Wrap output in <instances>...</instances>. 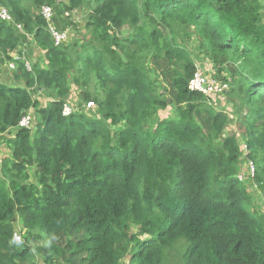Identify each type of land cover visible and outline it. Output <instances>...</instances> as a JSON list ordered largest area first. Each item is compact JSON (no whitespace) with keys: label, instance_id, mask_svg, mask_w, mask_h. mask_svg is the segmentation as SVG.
Listing matches in <instances>:
<instances>
[{"label":"trees","instance_id":"1","mask_svg":"<svg viewBox=\"0 0 264 264\" xmlns=\"http://www.w3.org/2000/svg\"><path fill=\"white\" fill-rule=\"evenodd\" d=\"M44 5L53 0H0L24 28L0 20V70L14 66L0 81V136L12 135L1 162L0 264H35L37 254L47 264H162L181 238L185 264H264V214L239 175L242 143L222 139L228 112L189 90L196 66L176 38L191 29L219 67L264 198L263 0H70L60 17L89 10L79 49L55 45ZM28 36L44 68L11 55ZM70 80L99 117L80 105L63 116ZM171 107L176 117H161ZM29 112L34 129L17 128Z\"/></svg>","mask_w":264,"mask_h":264},{"label":"rangeland","instance_id":"2","mask_svg":"<svg viewBox=\"0 0 264 264\" xmlns=\"http://www.w3.org/2000/svg\"><path fill=\"white\" fill-rule=\"evenodd\" d=\"M67 2L70 3V0H53V5L51 6L54 8L56 13V16L54 18V23L57 26V28L70 31V38L66 43H64V45L79 49L80 46L84 45L87 42V40L90 38L89 37L90 33L85 28V22L87 20L89 10L87 9V7L74 8L70 10L71 17L68 16H66L68 18L60 17L58 15V10H60L61 4ZM57 20H59V22H57ZM182 37H184L185 47H187V49L189 50L193 62L195 64H198V66L208 68L211 71L212 77H215L217 80H221L223 82V80L225 79H222V74L220 73L219 67L214 66L211 60H207L203 56L204 52L200 50L201 48L199 47L196 37L193 35L191 29H186L185 31L184 29H180L176 36L177 40H179L180 43H183ZM32 39H33L32 37L26 39L24 44L18 48V52L25 53V58L30 63L31 66L36 65L44 68L45 67L44 57L41 55L42 53L40 54V52L37 51L34 42H32ZM173 68L177 69V67L176 68L173 67ZM7 69L10 72V67L5 65L3 71ZM223 76L226 77L227 79L230 78V75L226 71L223 73ZM153 80L155 84L158 86V90L160 92H164V85L161 82V80L160 79L157 80L153 79ZM70 85H71L72 100L75 102V104L73 103V105L75 106L80 105L79 111H82L89 116L99 117L100 111L97 104H95L94 107L89 108L87 106L88 102L84 101L80 96L81 95L80 88H76L75 86H73L71 80H70ZM91 94H95V91L93 89L91 90ZM41 100L43 103H46L47 99L45 97H41ZM215 107L218 109H224L229 114L230 122L228 123L227 128L224 134L222 135V139H225L226 137L232 135H235L240 139L242 143V152L239 161L240 164L239 175L243 179L247 187H249L252 193L253 206L260 213L264 214V198L262 196V191L261 188L256 185L254 180V175L252 176L251 174L252 168L250 165L252 164V162L247 157L248 148L246 147V140L244 138L245 127H242L240 123V119L242 115L238 110V108L235 107L234 101L228 98L226 95L224 97H220L217 99V102L215 103ZM175 110L176 109L174 107H171L167 111L162 112L160 115L163 118H167V117L175 118L177 115ZM35 124L36 123L34 121L30 129H34ZM122 127H124V123H121L118 126L119 129ZM10 138H12L11 134L7 135V138L0 136V175H2L1 172L2 160L9 156H12L11 147L7 142V139ZM30 173L33 174V169H30ZM16 227L22 230V233L24 232L22 225L18 221L16 222ZM136 231L137 229L135 228V232ZM145 238L147 237H144V239ZM189 246H190L189 242L186 239L181 238L173 245L172 248L167 249L165 251V260L162 264H185V258L188 253ZM34 261L35 264H47L44 262L43 257L40 256L39 254H37L34 257Z\"/></svg>","mask_w":264,"mask_h":264},{"label":"built area","instance_id":"3","mask_svg":"<svg viewBox=\"0 0 264 264\" xmlns=\"http://www.w3.org/2000/svg\"><path fill=\"white\" fill-rule=\"evenodd\" d=\"M41 15L46 20L47 23L46 30L52 36V39L56 46H60L69 40L70 38L69 31L60 30L55 25L54 23L55 12L52 6L49 5L43 6L41 8ZM66 16L71 17V11H67L65 13V17ZM0 20L6 23L15 24L12 17L5 8L0 9ZM15 26L18 30L22 31L23 29L22 25L15 24ZM26 65L30 69V65L28 62L26 63ZM189 90L202 94L206 98L209 105L215 106L217 99L225 96L228 90V84L224 81L222 82L221 80H217L215 77H212L211 71L208 68H204L196 64V71L194 73L193 78L189 82ZM73 103L75 104V102L72 99H70L64 105L63 116L65 117L70 116L72 112L75 110V108H77L78 105L75 106L73 105ZM87 106L89 108H92L95 106V103L93 101H90L87 103ZM33 122H34L33 114L29 112L23 116L17 128L30 129L33 125ZM250 166L252 168V174H254V165L251 164ZM14 240L16 242L22 241L21 233L18 230H16L14 233Z\"/></svg>","mask_w":264,"mask_h":264},{"label":"clouds","instance_id":"4","mask_svg":"<svg viewBox=\"0 0 264 264\" xmlns=\"http://www.w3.org/2000/svg\"><path fill=\"white\" fill-rule=\"evenodd\" d=\"M45 6V5H44ZM50 6V5H49ZM43 7V6H42ZM41 7V8H42ZM41 10V9H40ZM54 12H55V10H54ZM40 13H41V11H40ZM66 13V12H65ZM55 16H56V13H55ZM55 18V17H54ZM23 27V26H22ZM24 29V28H23ZM23 29H22V31L21 30H19V31H21V32H23ZM59 29V28H58ZM18 30V29H17ZM60 30H62V29H60ZM30 37L28 36V39H29ZM33 40V39H32ZM29 41V40H28ZM33 42H34V40H33ZM67 42V41H66ZM65 42V43H66ZM62 45H64V43L62 44ZM61 46V45H60ZM35 48L36 49H38L36 46H35ZM39 50V49H38ZM11 55H13L16 59H19V58H22L24 61H25V63H27L28 61L26 60V58H25V53H19V52H13V53H11ZM29 63V62H28ZM29 65H30V63H29ZM13 65L12 64H10L9 65V67H10V69H12V68H14V66L12 67ZM27 66V65H26ZM196 66V65H195ZM31 65H30V69H31ZM29 69V68H28ZM254 174H252V176H253ZM16 230H18L19 232H20V229L19 228H17ZM21 236H22V234H21ZM22 241H23V237H22ZM22 241L21 242H16L15 240H14V243L15 244H17L18 243V245H21V243H22Z\"/></svg>","mask_w":264,"mask_h":264},{"label":"crops","instance_id":"5","mask_svg":"<svg viewBox=\"0 0 264 264\" xmlns=\"http://www.w3.org/2000/svg\"><path fill=\"white\" fill-rule=\"evenodd\" d=\"M68 31H69V30H68ZM69 35H70V31H69ZM32 42H33V40H32ZM37 51L40 52V54L42 53V51H40V50H38V49H37ZM41 55L44 56L43 53H42ZM195 65H196V64H195ZM7 66H8V65H7ZM4 67H5V66H4ZM4 67L1 68V70H0V81H1V82H4V83H9V82L11 81V72H9L8 69L5 70V71H3ZM1 75H2V77H1Z\"/></svg>","mask_w":264,"mask_h":264}]
</instances>
